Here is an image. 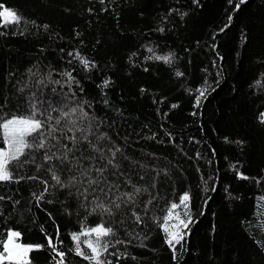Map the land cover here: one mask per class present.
Instances as JSON below:
<instances>
[{
  "label": "trees",
  "instance_id": "1",
  "mask_svg": "<svg viewBox=\"0 0 264 264\" xmlns=\"http://www.w3.org/2000/svg\"><path fill=\"white\" fill-rule=\"evenodd\" d=\"M237 2L0 0L23 17L19 25L0 28V95L11 100L5 110L27 99L28 88L18 92L26 84L36 88L43 80L49 96L52 88L66 91L50 84L47 74L52 71L51 79L59 80L58 73L72 71L79 81L73 90L79 100L91 102L86 110L98 118L94 124L103 120L102 127L121 144L127 136L130 154L146 156L168 173L152 190L157 198L144 224L129 219L120 227V239H130L125 228L147 236L146 247L132 240L121 264H264V252L254 242L264 241L257 228L264 219L258 200L264 196V125L256 119L264 111V0H247L233 11ZM229 15V27L220 31ZM75 51L96 67L85 71L68 56ZM170 54L171 63L147 59ZM104 80H110L107 88L101 86ZM197 88H207L199 107ZM26 110L23 104L21 114ZM237 170L249 179H239ZM20 174L31 173L26 168ZM42 190L28 180L0 189L11 197L0 201V240L16 230L21 243L44 246L29 254L30 264H53L46 236L55 242L57 228L67 251L73 247L70 233L82 222L100 221L99 215H87L74 190L69 195L51 188L37 206L32 194ZM184 192L190 194L194 222L173 260L159 225ZM68 262L87 264L72 253Z\"/></svg>",
  "mask_w": 264,
  "mask_h": 264
},
{
  "label": "snow or ice",
  "instance_id": "2",
  "mask_svg": "<svg viewBox=\"0 0 264 264\" xmlns=\"http://www.w3.org/2000/svg\"><path fill=\"white\" fill-rule=\"evenodd\" d=\"M104 2L105 0H100L101 4ZM193 2L199 3V0ZM228 2L231 4L233 0ZM246 2L247 0H238L233 11L239 10ZM91 11L92 9H89V12ZM228 20L229 24L220 31L229 27L231 15ZM22 21L23 17L17 11L0 3V28L19 25ZM43 27L47 28L48 25ZM159 30L164 31L163 28ZM148 51L152 52V49L149 48ZM68 56L77 60L85 71L96 67L95 62L81 55L79 51L69 52ZM147 59L171 63L172 57L171 54L156 55ZM68 63L71 64V60ZM58 74L62 79L52 80V71H49L48 82L66 91L57 92L56 88H52V95L49 96L44 90L47 85L43 80L37 81L36 88L26 84L20 87L18 92L24 94L25 88H28L30 94H27V99L23 103L18 101L10 110H5L6 106L11 104L10 98L0 95V189L5 185L20 184L25 180L38 182L43 185V190L39 194H32L37 206L51 188L67 190L69 195H72L74 190L87 215H99L100 221L91 226L82 222L78 232L70 233L73 247L67 251L60 247L63 241L60 239L59 228L55 234V242L52 236H46L47 247L53 253V264H66L68 253L86 261L87 264H121V261L128 258L126 249L132 240L139 239V246L146 247L143 240L147 239V236L141 237L139 232L125 228L124 234L130 239H120V227L129 219L133 225L144 224V217L148 215L150 206L157 198L152 190L157 189L161 175L166 176L168 173L166 169L149 161L146 156L139 158L130 154L127 151V136L121 144L109 130L102 127L103 120L94 124L98 118L86 110L92 107L91 102H82L73 90L74 85H79L73 72L65 70ZM176 76L181 77L183 73L177 71ZM259 83L257 81V84ZM109 84L110 80H104L101 86L107 88ZM80 91L83 93L82 88ZM196 92L199 94L196 95L195 106L199 107L201 99L206 98L207 88H197ZM105 103L107 104V101ZM23 104H27L25 114H21ZM175 107L177 105L173 104L172 108ZM256 119L264 125V111H259ZM108 129H111V124ZM149 138L154 139L155 134ZM225 140L227 141V137ZM26 168L31 174H20V170ZM237 177L249 179L238 170ZM145 195L147 199H142ZM190 199L188 192L180 195L179 204L172 202L168 206L162 217L163 222L159 225L165 235V243L173 253V260L176 259L177 245H181L194 222L189 209ZM5 200H11V197L0 194V201ZM258 200L264 203V196ZM18 203L19 201H13V204ZM48 203L52 201L49 200ZM180 206L185 209L183 215L177 211ZM261 215L264 216V213ZM257 228L264 231V219L257 222ZM20 235L19 231L8 230L7 238L0 240V264H30L29 254L44 247L41 244L17 243ZM82 237L87 238L83 240V246ZM254 242L257 248L264 252V241ZM118 245H123L125 250L121 251ZM131 258L136 259L135 256Z\"/></svg>",
  "mask_w": 264,
  "mask_h": 264
},
{
  "label": "rangeland",
  "instance_id": "3",
  "mask_svg": "<svg viewBox=\"0 0 264 264\" xmlns=\"http://www.w3.org/2000/svg\"><path fill=\"white\" fill-rule=\"evenodd\" d=\"M181 195H182V194H181ZM175 203L179 204V200H178L177 202H175ZM177 211H178L179 213H181V215H183V212L185 211V209H184L183 206H180V207L177 209ZM15 231H16V230H15ZM6 238H7V237H6ZM16 242H17V243H20V244H23V243L20 242L19 238H18V240H17ZM23 245H27V244H23Z\"/></svg>",
  "mask_w": 264,
  "mask_h": 264
},
{
  "label": "bare ground",
  "instance_id": "4",
  "mask_svg": "<svg viewBox=\"0 0 264 264\" xmlns=\"http://www.w3.org/2000/svg\"><path fill=\"white\" fill-rule=\"evenodd\" d=\"M184 213V212H183ZM86 238V237H85ZM83 240H84V237H83ZM83 240H81V241H83Z\"/></svg>",
  "mask_w": 264,
  "mask_h": 264
}]
</instances>
